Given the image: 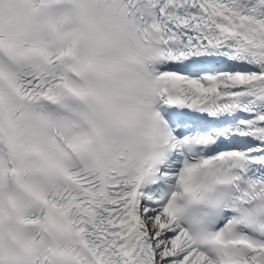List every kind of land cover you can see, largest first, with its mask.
Instances as JSON below:
<instances>
[{
    "label": "snow or ice",
    "instance_id": "1",
    "mask_svg": "<svg viewBox=\"0 0 264 264\" xmlns=\"http://www.w3.org/2000/svg\"><path fill=\"white\" fill-rule=\"evenodd\" d=\"M0 264H264V0H0Z\"/></svg>",
    "mask_w": 264,
    "mask_h": 264
}]
</instances>
